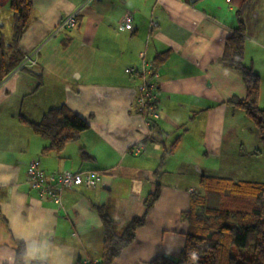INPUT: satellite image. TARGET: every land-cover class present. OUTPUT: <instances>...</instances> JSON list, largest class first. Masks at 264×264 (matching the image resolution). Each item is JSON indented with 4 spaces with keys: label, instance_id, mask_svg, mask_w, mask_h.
I'll return each instance as SVG.
<instances>
[{
    "label": "crops",
    "instance_id": "1",
    "mask_svg": "<svg viewBox=\"0 0 264 264\" xmlns=\"http://www.w3.org/2000/svg\"><path fill=\"white\" fill-rule=\"evenodd\" d=\"M31 1L0 83V264H14L18 245L23 264H96L103 243L98 208L120 226L145 218L115 264L176 259L190 230L181 214L190 193L202 192L203 177L264 184L259 132L244 110L226 103L245 97L240 74L223 62L225 41L238 26L234 0ZM6 9L0 12L10 30ZM72 13L74 25L55 32ZM127 13L132 30L121 31ZM240 18L260 107L264 0H252ZM158 54L164 60L155 66ZM27 56L35 63L20 69ZM62 105L88 128L60 150L18 120L38 123ZM32 161L52 177L99 171L101 181L64 189L57 204L32 187Z\"/></svg>",
    "mask_w": 264,
    "mask_h": 264
},
{
    "label": "trees",
    "instance_id": "2",
    "mask_svg": "<svg viewBox=\"0 0 264 264\" xmlns=\"http://www.w3.org/2000/svg\"><path fill=\"white\" fill-rule=\"evenodd\" d=\"M234 1L237 4L238 26L225 41L223 62L240 74L245 97H233L226 103L245 111L264 146V110L258 105L259 76L244 63V31L240 18L252 0ZM8 6L12 14L8 38L0 26V83L10 73L9 61L15 55L28 23L32 1L8 0ZM163 54L154 58L155 66L162 63ZM18 120L34 134L48 139V149L55 150L62 149L67 142L76 141L79 134L88 128L82 118L64 105L50 109L38 123L28 122L22 117ZM199 186L202 192L190 193L189 208L181 214V219L188 223L190 230L185 234L179 256L172 259L158 255L145 264H264V184L205 176ZM157 197L158 191L146 197L143 203L145 212L153 206ZM98 213L102 222L103 243L100 260L96 264H115L116 258L134 241L136 230L144 224L145 218H133L120 226L100 208ZM232 248L241 249L243 253H232ZM23 255L24 248L18 245L14 264H23Z\"/></svg>",
    "mask_w": 264,
    "mask_h": 264
},
{
    "label": "built area",
    "instance_id": "3",
    "mask_svg": "<svg viewBox=\"0 0 264 264\" xmlns=\"http://www.w3.org/2000/svg\"><path fill=\"white\" fill-rule=\"evenodd\" d=\"M76 14L77 13H72L65 17V19H63L60 24H58L55 32H58L64 28L72 27L75 22ZM132 22V15L128 13L125 14L118 24L119 30H132ZM34 63L35 62L31 59V57L27 56L20 69H22L24 66ZM27 170L30 176V183L32 187L38 189L39 192H41V195H43L45 192L50 193L57 204H60L61 202V193L64 189H69L75 186H81L87 189L93 188L100 183L102 175V173L99 171H86L65 174L61 173L55 177H52L51 175L49 176L38 169V164L35 161L29 163Z\"/></svg>",
    "mask_w": 264,
    "mask_h": 264
},
{
    "label": "rangeland",
    "instance_id": "4",
    "mask_svg": "<svg viewBox=\"0 0 264 264\" xmlns=\"http://www.w3.org/2000/svg\"><path fill=\"white\" fill-rule=\"evenodd\" d=\"M6 8H8L7 5H5L4 7H2V5H0V11H7ZM0 25H3V29H2L3 30V33L8 38L9 37V34H10V30H9V25L7 24V16L5 15V12H0ZM260 105H261L260 108L264 110V99L263 98L261 99ZM231 252L232 253H237V252L243 253V250H241V249L238 250L236 248H232L231 249Z\"/></svg>",
    "mask_w": 264,
    "mask_h": 264
},
{
    "label": "bare ground",
    "instance_id": "5",
    "mask_svg": "<svg viewBox=\"0 0 264 264\" xmlns=\"http://www.w3.org/2000/svg\"><path fill=\"white\" fill-rule=\"evenodd\" d=\"M63 192V191H62Z\"/></svg>",
    "mask_w": 264,
    "mask_h": 264
}]
</instances>
